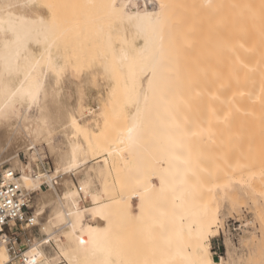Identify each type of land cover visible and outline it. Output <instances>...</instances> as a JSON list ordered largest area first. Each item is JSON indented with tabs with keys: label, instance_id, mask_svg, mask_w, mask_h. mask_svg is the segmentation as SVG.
Here are the masks:
<instances>
[{
	"label": "bare ground",
	"instance_id": "obj_1",
	"mask_svg": "<svg viewBox=\"0 0 264 264\" xmlns=\"http://www.w3.org/2000/svg\"><path fill=\"white\" fill-rule=\"evenodd\" d=\"M46 1L56 6L62 1L64 8L66 0H60V3L58 0H0V166L5 162L3 159L10 155L11 148L24 149L29 153L51 133L37 111L40 113L47 109L44 100L50 94H60L61 85L72 66L74 68L77 65L82 66L88 60L89 64L97 65L94 69L100 66L101 73L114 81V86L110 88L109 96L107 93L105 100L116 109L118 106L120 114H126L127 117L124 129L121 128L120 134L113 140L116 143L101 146L98 140L90 136H87L85 143L78 140V134L84 130L85 124L80 122L76 115H72L69 122L75 131L70 136L68 147L59 150L57 158L55 156L58 164L55 171L45 177L40 176L44 180L39 182H35L31 175L20 173L18 182L28 193L39 192L43 196L53 192L58 196L69 233L67 243L58 244L59 252L66 263L119 264L117 255L124 254L132 240L140 238L149 240L148 244L156 248L153 250L161 256L162 264H193L194 261L205 258L211 264H229L230 260V264H233V260L230 259L231 253L228 257H220L219 260L212 256L211 237L217 231L214 227L221 219L223 203H210L207 196L213 193L211 186H223L233 180L234 159L226 151L222 152L216 171L211 175L204 174L210 161L205 156L203 161L207 159V164L198 161L203 155L195 151L198 147L197 140L192 138L193 132L201 131L198 128L196 131L189 129L186 116L220 114L223 119H221L223 122L218 121L222 123L220 125L229 128L226 130L228 133L234 131L236 137L233 140L234 137L229 136L231 142L234 141L233 144L224 137L223 142L225 141L226 145L224 142L223 150L229 148L230 143L232 148L233 146L235 148L238 142L247 139L250 176L256 181L254 193L260 192L264 195V3L261 11L250 8L251 11L247 13L243 22L242 5L239 0H205V4L216 11V15H213L217 16L215 23L220 33H216L217 38L212 36L215 33L211 35L215 39L212 42L216 41L215 45L211 42L213 49L212 44L207 43L205 48V45L198 43L200 50L201 45L202 49L205 48L206 53L203 52L205 56L196 51L206 60L204 67L214 60L212 67L207 66L206 69L203 68V64L196 63L200 61L199 58L196 59L198 55L195 54L197 44L194 47L195 42L189 40L196 36L200 38L204 30V26L203 30L199 29L202 25L197 26L195 30L191 27H195L203 15L199 14L200 5H196L200 0H195L197 1L195 5L194 2H190L191 6L188 3L189 8L184 2L190 0H114L115 10L108 7L113 0H80L81 3H78L79 0L75 2L73 0L71 4L85 2L87 8L84 3L82 4L84 7L79 5L80 7L76 6L78 10L70 8L66 9L67 12L66 7L63 10L59 8L60 6L53 7L56 10L61 9L64 14L78 11V16L73 14V18L80 17L82 15L80 11L83 10L81 8H85L82 16L84 22H80L79 18L73 19L74 22L69 21L67 17L71 14L67 16L63 14L67 21L64 19L62 22H66L67 26L66 23L56 25L52 16L55 12L57 19L60 18L59 10L53 11L52 4ZM54 1L57 3H53ZM67 1L66 4L70 3ZM180 2H183L184 6ZM176 3L186 7L187 12L192 14L194 13L191 10L192 6L198 9L193 8L200 17L197 19L198 14L194 13L196 19L193 18L192 21L195 23L197 20L196 25L189 26L186 22V29L184 25L183 31H180V28L176 31L181 22L170 21L169 18L178 20L181 17L179 20H184L182 24H185L186 19H192H189V15L183 16L185 8L181 10L184 13L179 11V16L177 13L173 14V8L178 6ZM6 4L16 6L8 9L4 7ZM76 4L74 6L72 4V7ZM181 6L175 11L182 9ZM46 7L51 15L44 12ZM203 17L205 18V14ZM69 18L72 20V15ZM68 21L72 25L69 23L68 26ZM76 21L79 22L74 24ZM212 22L213 20L211 24ZM170 24H173L174 28ZM191 29L202 31L200 34L194 32L197 34L195 36ZM69 30L75 31H72L75 34L66 35L71 33ZM179 31L182 33L178 34ZM184 32L185 34L188 32V35L192 33L194 36L190 34V38L187 39ZM182 34L187 40L182 39ZM206 36L208 40L211 38L210 34ZM201 38L204 39V36ZM197 40L198 37L196 43L200 42ZM179 41L182 42L183 50ZM205 41L201 40L202 43ZM72 47H75V50L69 49ZM191 48L195 50L192 49V52ZM208 48L212 50L213 60L210 59L211 50H206ZM184 51L192 52L193 57L186 52L183 54ZM206 58L212 62L207 64L209 60ZM49 59L52 63L51 68ZM207 70L209 76L205 73ZM206 76L210 78V80L207 78L209 82L205 79L207 84L201 85L204 81L200 79ZM37 81L38 101L31 103L27 97L22 101L17 90L22 86L27 90ZM14 93L16 95H13ZM118 102L123 105L119 106L116 104ZM126 107L132 110L128 111ZM15 108L19 109L18 113L15 112ZM115 108L112 114L117 115L118 110ZM31 109H37L33 112L38 116L31 114ZM81 109L82 104H79L77 107L79 113ZM47 112L48 110L45 114ZM228 114L232 115L233 119L231 117L230 121L234 126L228 120L230 117ZM129 129L133 131L130 133ZM225 136L228 137V134ZM74 150L75 166L69 167ZM100 154L105 156L103 166L107 169L112 166L111 163L115 164V160L121 161L119 164L121 181L120 186H117L121 189L117 188L121 192L119 196L114 194L117 189L113 190L114 193H109L112 186L106 182L101 191H97L91 180L83 178L79 180L78 185L74 181L70 186L64 185V179L71 181L73 174L80 172L90 158ZM19 158L16 150L12 159L18 162ZM226 172L228 176L225 175ZM38 173L43 175L47 172ZM59 175H62L60 180L55 178ZM219 175H222L221 178ZM38 176L36 177L39 178ZM211 179L214 182H209ZM44 181L48 182V185L44 186ZM228 186L230 190L227 201L233 207L236 206L235 197L231 195L234 189L232 184ZM83 194L85 200L88 198L91 201L90 205H86L87 200L83 199ZM259 209L260 206L257 210ZM87 214L90 222L84 221ZM260 214L261 211L258 212V215ZM40 225L43 230L48 228L46 234L49 237L52 239L57 237L54 230L48 231V222H40ZM120 225L122 228L124 226L123 230L122 228L119 230ZM31 229L32 227L25 226L24 232ZM38 252L41 253V259L50 262L43 251ZM146 252L147 255L150 254L148 249ZM29 259L31 257L27 258V261ZM0 261L2 264H15L5 247L0 250Z\"/></svg>",
	"mask_w": 264,
	"mask_h": 264
},
{
	"label": "rangeland",
	"instance_id": "obj_2",
	"mask_svg": "<svg viewBox=\"0 0 264 264\" xmlns=\"http://www.w3.org/2000/svg\"><path fill=\"white\" fill-rule=\"evenodd\" d=\"M59 1L60 0H58V2ZM66 1L64 2V8L66 7L65 10L66 9L68 10L70 8L71 9L77 8L79 5L82 6L83 3L86 5L85 2H83L82 4H76L77 3L76 2V3H72L73 6H74V4H76L75 7H72L71 2H73V0L67 1V3L70 2L68 4H66ZM55 2L56 1H54L53 3H55ZM74 2H75V0H74ZM190 2H194L193 5H195V3L197 1L190 0L187 3L184 2V4L187 5L188 3L190 4ZM203 2L205 4V0H203V1L200 0V1H198V3H196V5L199 4L200 8L203 9L202 10L199 8L200 16H201V14H203V15L205 14V18L202 15V17H203V18L201 17L202 20L199 17V14L195 12V10H198V9H195V7H193V6L191 7L192 8L191 10H193L195 15L198 14V15H196L197 19L199 17L201 20V21L198 20L197 25L195 24V23H197V20L194 21L195 23H193V21H192V20L196 19V16H194V13L192 14V13L187 12L186 7H182L180 5V4H183V2L182 3L180 2L179 5L176 3L178 6H181L182 9H180V10L177 9L178 12H176L175 9L178 8V6H176L175 8H173L174 9L173 14L174 13L178 14L179 11H181V10H183V8H185L183 11H185L186 14L183 11H181V13H184L185 15L183 14V16H185V17H186V15H189V19L190 18H192V19H190V20L186 19L187 21L185 20V22H184L185 24H182V22L184 20L182 19V21H180L179 18L181 19V17L178 18L179 21L176 18H175L176 20L169 18L170 21L174 20V22L177 21V23L181 22L180 24H182V27L179 24L176 31H178L179 28L181 31L183 29L184 25H185L184 29H186V22L189 23V24H187L189 26H190V24L196 25L195 27L191 26L194 30L197 26L201 27V25H202V27L199 29L203 30V26H204L203 31L200 30L198 32L196 29L197 34H200L201 31L202 32L205 31L204 34H202V32H201V37L204 36V39H202L201 37H200L201 38L200 39L199 36H196L197 34H194V32H196V31H193V29H191L193 34L196 37H193L194 35L192 33H189V35L190 34L193 35L192 37L195 39V41H194V39L190 38L188 35V32H190L189 31L190 29H188V27H187V30H188L187 34H185V32L187 30L183 33L184 36L187 35L186 36V38L188 37L187 39L190 38L189 39L190 42H192V41L195 42V43L192 42L193 46L195 44H197L196 48H195L196 50L194 48H191V51H192V49L195 50V54L198 56L200 54L196 53V51L198 50V52H200V53L205 52L204 50H205V48H207V43L210 45L213 43L215 45L216 41L212 42V40L214 41L215 39L213 37L217 38L216 36L218 34L216 35V33L217 32L219 33V31H218L219 29H217V27H218L217 23H215V22H217V18H215L217 16L214 17V15H213V14L216 15L215 9L214 8L210 9V7H209L210 5L205 4V6H207L209 8V10H212L214 12V13L213 12L210 13L208 8L204 6ZM240 2L242 5L241 20L244 22L247 13H249L251 11L250 8L252 10L255 9V11L256 10H258V11L262 10L264 0H247V2H246V0H239V3ZM47 3L52 4V2H49V1ZM61 3H62V1H61ZM61 3L59 4L60 7L58 6V4H57V6L52 4L51 5L52 9H54L53 7H59L63 10L64 9V8H62L63 3L62 4ZM78 3H81V1L79 0ZM69 4H71V5H69ZM184 4H183V6H184ZM189 4L187 5L188 8H189ZM191 4H190V6H191ZM67 5H69V7ZM202 6H204V8ZM82 7H84V5ZM85 8H87V5ZM85 8H81V9H83L81 11L79 10L80 12H82V15H81V13H79V15H81L80 16L81 19H80V17H78L79 19L77 17L73 18V14H76V16H78L77 15L78 11H77V13H74L75 11L72 10L73 14L70 13L71 11L69 13H67L68 15H70V14L72 15V20H71V18H69L71 15L67 17L68 20L74 22L75 19H78V20H80V22H82V21L84 22L85 20H84V17L82 19V16L85 13V10H84ZM196 8H198V6H196ZM78 9L79 8H77V10ZM206 9L208 10V12H205V11H207ZM57 10H59V9L57 8ZM57 10L54 9L53 11H57ZM60 10H59L58 16L62 17L64 13ZM67 10H66V12H67ZM44 12L47 15H51V14H49V10L47 7L44 8ZM60 12L62 14H60ZM171 12H172V10H171ZM55 14L56 13L54 12L53 15L56 17H54V16H52V17H53V20L57 26L58 25L61 26V24L66 23V22L63 23L65 20L67 21V19H65L64 16H63V19H61V17H60V18H58L59 19L58 20L57 14L56 15ZM67 14H64V15L67 16ZM179 14H178V16H179ZM207 14H208V16H206ZM209 14H212V15H209ZM175 15H174V17H175ZM190 15L193 17H191ZM210 16H212L215 19H212V17L210 19ZM60 19H61V21H60ZM207 19L208 20L210 19V21H206L207 22L206 23L205 20H207ZM211 20H213L212 24H211ZM69 21H68V26L70 24L72 25V23ZM189 21H191V23ZM57 22H59V23L57 24ZM77 22H79V21H76L74 24H76ZM78 24H80V23H78ZM214 24L216 25V27L213 28V26H215ZM65 25L67 26V23ZM65 25H64V27H65ZM170 25L172 26L173 24H170ZM208 25H210V26L212 25V27H209ZM191 27H189V28H191ZM173 28H174V25H173ZM205 28H207V29L205 30ZM211 29H213V30H211ZM69 31H71V30H69ZM69 31H67V32H69ZM72 31H71V33H72ZM180 31L178 32V34L182 33ZM209 31H210V33H209ZM73 32H75V31H73ZM71 33L70 34L66 33V35L72 36L75 34V33H72V34ZM183 34H182V36L179 35V37L181 36L182 39H186L183 36ZM209 34H210V37L212 38V39L210 38L211 40L207 39L206 35L209 36ZM212 34H214L215 36ZM197 37L199 39L197 41H200V42L196 43ZM179 40L182 41L181 38ZM201 40H204V41L208 40V42L205 41L206 43L204 42L205 43L204 44V43H202L203 41L201 42ZM209 41H210V43H209ZM180 43H181L180 44L181 50H183L182 42H180ZM198 43L205 45V48L202 49L203 45H201L202 48L200 50ZM184 44L185 43L183 40V45ZM213 44L211 45V47L213 46ZM210 45H208L209 48H211ZM197 46H198V49H197ZM72 48H69V49L75 50V47L73 49ZM209 48L206 50L210 51L211 49H209ZM212 49H213V47H212ZM189 50H190V48H189ZM209 51H207V53ZM185 52L186 51H184L183 54H185ZM192 52L188 51L189 54H191ZM211 52H212V50L209 52L210 55H211ZM205 53H203V55ZM192 54H191V57H193ZM195 54H194V58H193L194 60H195ZM185 56L187 57V55H185ZM198 56L196 59L198 60V58H199L200 61H196V63H198L199 65L203 64V68H206L207 66H211L214 63V60L211 59V57H212V55H211L210 59L213 60V62L211 60H209L208 58H206L209 60V62H207V64L210 62H212V63H210L209 65L206 64L207 66L204 67V64L206 63L204 61H206V60L204 59L203 56H201V55L199 57ZM73 57H76V56H73ZM87 58L89 59V56ZM201 59L202 60L204 59V60L202 61ZM85 61H87V59ZM195 65H197V64H195ZM199 65H197V66H199ZM94 66H95L94 64L93 65L89 64V60H88L87 62H84V65H82V66L77 65L75 68H74V66L71 67V70L68 71L71 73V75H70V73L67 72V76L69 78H67V76H66V80H64V82L62 83V85H61L62 91L60 92V94L59 95H56L55 93L50 94L51 97L48 96V98L46 100H44L45 101L44 103H46V105H47V109H46V110H48L47 114H45L46 110H44L43 112L40 111V113H39V110L38 111H37V109L33 110L34 108L31 109V114H33V115L36 114L37 116L39 114L40 117L41 116L43 117L44 123L47 126V128L51 130V133H49L48 136L46 135L45 138H43L40 141V143L37 144V148L31 150L29 153H27L24 149L19 150V148H14V147L11 148L10 149V155H8L7 158L3 159V161L5 160V162L0 166V175L5 170V168L10 167V168H13L14 170L19 171L20 173L24 172L28 175H31L34 178L35 182H39L40 180L42 181L44 179L40 178V176H38L39 178H37L35 176V174L32 172H33V169H35V166H36L35 163L37 162V160L40 158H44V157H47L51 161V165H52V169H53L51 173H53L55 171L56 166L58 165L56 158L58 157L57 154H58L59 150L61 151L65 147H68L70 136L73 135V133L75 131L73 126H71V123L69 122V119L71 118L72 115H76L78 117L79 121L83 122L85 124L84 130H81L80 133L78 134V136H79L78 140H80L81 142L85 143V141H87V136H90L93 139L98 140L99 143L101 144V146H107L111 143H116V142H113V140L118 137L117 135L120 134L119 132L121 131V128H122V130L124 129L123 127H125L124 124L127 121V119H126L127 117H125L126 114H120V109L118 110V106H116L117 107V109H116L115 106H113V104H111L105 100L107 98V93L109 96L110 88H112L114 86L113 85L114 81L108 79L107 77H105V75H103L101 73L100 66H98L100 69L99 68L94 69L97 67V65L95 67ZM211 67H209V68H211ZM72 70H74V71H72ZM78 72L80 75H78ZM197 72L198 71L196 70V73ZM207 72H208V70L205 73H206V75L208 74L207 76H209V73H207ZM196 73H195V75H197ZM94 74H96L95 77H94ZM207 76L204 79H202V78L200 79L201 81L202 80L204 81V83L200 82L201 85L207 84L205 82V79L208 78L210 80V78ZM208 79H207V81L209 82ZM105 81H106V83H105ZM75 93H76V95H75ZM79 104H82V109H81L80 113H79V110H77V107L79 106ZM116 104H119V106L123 105L122 103L120 104V102H118ZM114 108L116 110H118L117 115L112 114ZM126 109L128 111L132 110V108L130 109V107H126ZM18 111H19V109L15 108V112L18 113ZM33 111H35V112L37 111L38 114L34 113ZM46 115L48 117H46ZM185 115H188V114H185ZM228 115H230V114H228ZM220 116H221L220 114H216V115L215 114H191L190 116L189 115L186 116L188 123H189L188 128L193 129L194 131H196V129L198 128L201 131V132H197V133L193 132L194 134L192 133V138L197 140V146L198 147L195 151L200 152L199 154L203 155V158L200 159V157H199L198 161L201 160L200 162H203V163H206V161L208 163V160L210 161L206 167L204 174L208 173L211 175V173L216 171L217 163L220 162V160H221L220 157H222V155H221L222 152L226 151L234 159L233 161H234L235 171H234V178H232L233 180L230 183L224 184L223 186H218V185H215L214 187L211 186L210 187V188H212L211 192H213V193H210L207 196L210 203H213V204L223 203L222 204V212H221V216H220L221 219L219 220V223H217L216 226L214 227L218 232L216 231L215 232L216 235L214 234L211 237V240H212V256L214 257V259L219 260L220 257H222V256L228 257L229 253H231L230 255L232 257L230 259L233 260V262H234L233 264H261V261H264V223H262V222H264V219H262V218H264V195H262L260 192H258L257 194L254 193L256 181L253 180V178L250 176L251 166L249 165V148H248L247 139L242 141V142H238L237 146L235 148L233 146V148H232L231 143L233 144L234 141L231 142L232 140H230L229 136L234 137L235 136L234 131L231 133V131L229 130L230 132L228 133L226 130L229 128L226 129L224 126H221L222 123L218 122V121L223 122V121H221L222 116L221 117ZM231 117H232V115H230V117H228L229 121L231 120ZM232 119H233V117H232ZM229 121H227V122L229 123ZM228 123L226 125H228ZM230 123H232V125H233V122L230 121ZM216 125H218V126L216 127ZM219 127H221L220 132H218ZM223 127L225 128V131L227 132L229 138L227 136H225L227 134H225L226 132L223 131L224 130V129H222ZM226 127H228V126H226ZM231 128L234 130L233 127H231ZM223 132H225V133H223ZM217 135H218V138L220 136H223V137L219 138L221 142L218 141L219 140L218 138H216ZM224 137L227 138L226 141H228V139H229L230 140L229 142H231L230 144L227 143V144H229V146H228L229 148H227L225 150H223V148H222L224 146L223 143L225 142V141L223 142V140H225ZM235 138L236 137H234L232 139L234 140ZM225 145H226V142H225ZM52 148H53V150H52ZM57 148H58V150H57ZM16 150H17L19 157H20L18 162H16L15 159H12L13 156L15 155ZM55 152H56V154H54ZM196 154H198V153H196ZM199 154H198V156H199ZM55 156H56V158H55ZM204 156L207 157L208 160L206 159V161H203ZM91 157H92V155H91ZM100 160H102V161H100ZM120 163H121V161L117 159V160H115V164L111 163L112 166L111 167L109 166V168L107 169L103 166V164H105V156L103 154H100L99 156L96 155L95 157H92L89 159V162L85 166L82 167L83 169L80 170V172L75 174V176L73 177V179L71 181L69 179H66V180L64 179V182H65L64 185L70 186L72 181H74L76 184H79V180L81 178H83L86 180H91L93 182V184L96 185L95 187H96L97 191H101L103 184L106 182L107 184L110 185V187L112 186V190H110L109 193H111V192L114 193V191L117 188H119L117 186H120V181H121V168L119 166ZM206 164H204V165L206 166ZM98 167H103V168L101 169ZM101 170L103 171V173ZM104 171H105V173H104ZM51 173H46V174H43L41 176L45 177L47 174H51ZM227 174L228 173L226 172L225 175H227ZM222 175H219V177L221 178ZM212 179H213V177H212ZM212 179L209 182H212V181L214 182V180H212ZM228 179L229 178H227V180ZM66 182L67 183L70 182V184L69 183L67 184ZM230 184L233 185V189H234L232 191L233 194H231V195H233L232 197L233 198L235 197V200H236V203H234V204H236V206H233V207L227 201V195H228L229 190H230V186H228V185H230ZM114 187H115V189H114ZM120 190L118 191V189H117L116 193H114V194L115 195L117 194V196H119L121 194ZM41 194L42 193H39V192L32 194V197H33L32 198V205H33V208L35 209V212L37 214V221H36L37 226L33 227L30 231H26V232H23L26 225H22L23 231H21L19 229L20 230L19 231L20 232L19 242L21 243L23 253L25 254L26 258H29V257H31V250L33 248H36L37 251H43V253H45L48 256V259L50 262H54V264H67L64 257L59 252V246H58V244H66L68 241V236H69V233H67L68 231H67L66 224H65L66 223V217H65V214L63 212V206L60 204V202H59L60 200L58 199V196L55 193L52 192V194H51V192L50 193L48 192V193H46V195H43V196H41ZM203 196H205V194H203ZM86 200H87L86 205H90L91 201L88 198H86ZM259 206L261 209V210L260 209L259 210L261 211V214L263 215L262 217H261V214L258 215V212L260 213V211L257 210ZM231 207H232V209H231ZM84 221L90 222V217L88 214L85 215ZM40 222H48V224H49V225H47V227H49L48 231L54 230L56 232L57 237L55 239H53L55 242L54 244L47 246V247H45L44 245H41L42 243L40 241L42 240V237H43L42 235L47 233L48 228L46 230H43L42 226L40 225ZM122 225H120L121 227H118L119 230L122 228ZM123 228H124V226H123ZM123 228H122V230H123ZM117 231H118V229H117ZM29 237H32L34 240L27 247L26 246V240ZM137 239L132 240L131 245L126 248L124 254L119 253V255H117V260H118L119 264H162L161 256L158 255L156 252H154V250L156 248L155 247L153 248L152 245L148 244L147 241H149V240L144 239V240H146V241H144L140 238H137ZM56 241H58V242H56ZM215 243H216V246L214 248ZM151 247H152V249H150ZM147 249L150 252L149 255H147V252H146ZM150 250H152V251H150ZM151 252L156 254V255L152 254ZM230 261L228 262L229 264L231 263ZM13 262L15 264H22V261L19 259H15V260H13Z\"/></svg>",
	"mask_w": 264,
	"mask_h": 264
},
{
	"label": "built area",
	"instance_id": "obj_3",
	"mask_svg": "<svg viewBox=\"0 0 264 264\" xmlns=\"http://www.w3.org/2000/svg\"><path fill=\"white\" fill-rule=\"evenodd\" d=\"M35 165L32 172L35 176H41L39 171L51 173L53 170L51 161L47 157L38 159ZM19 176L20 172L10 167L5 168L0 175V250L5 247L13 260L19 259L22 264H26L27 258L19 242V231H23L22 225L36 227L37 214L32 205V194L28 193L18 182ZM74 176L75 174H73ZM55 178L60 180L62 175ZM43 185H48V182L44 181ZM79 188L82 193L81 187ZM82 197L85 200L84 194ZM42 236L41 245L47 247L55 243L48 234L45 233ZM33 240L32 237L27 238L26 246L28 247ZM215 246L216 243L214 248Z\"/></svg>",
	"mask_w": 264,
	"mask_h": 264
},
{
	"label": "snow or ice",
	"instance_id": "obj_4",
	"mask_svg": "<svg viewBox=\"0 0 264 264\" xmlns=\"http://www.w3.org/2000/svg\"><path fill=\"white\" fill-rule=\"evenodd\" d=\"M15 6L16 5H13V4H6L4 7L10 9V8L15 7ZM108 7L115 10L116 4H115L114 0L112 3H110L108 5ZM161 7H163V5H161ZM146 18L151 19V17H146ZM49 67L50 68L52 67L51 59H49ZM17 91L21 95L22 101H23L24 97H27L31 103H36L38 101L39 83L37 81L34 86H30L27 90H25L22 86L21 89H18ZM13 95H16V93H14ZM132 131H133V129H129L130 133ZM75 154L76 153L74 150L73 160L70 162L69 167L75 166ZM40 257H41V253L38 252L36 248H33L31 250V259H29L27 261V264H54V262H47V261L41 259ZM0 264H2V261H0ZM193 264H211V262L205 258V259H201L198 261H194ZM261 264H264V261H261Z\"/></svg>",
	"mask_w": 264,
	"mask_h": 264
}]
</instances>
